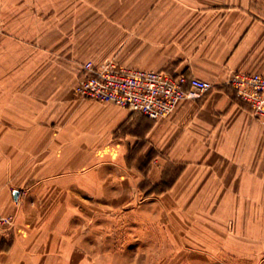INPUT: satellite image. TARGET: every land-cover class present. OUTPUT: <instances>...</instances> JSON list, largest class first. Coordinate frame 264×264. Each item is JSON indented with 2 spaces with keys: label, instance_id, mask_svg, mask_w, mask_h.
<instances>
[{
  "label": "crops",
  "instance_id": "obj_1",
  "mask_svg": "<svg viewBox=\"0 0 264 264\" xmlns=\"http://www.w3.org/2000/svg\"><path fill=\"white\" fill-rule=\"evenodd\" d=\"M109 58L213 86L157 119L75 93ZM233 70L264 73V0H0V264H264Z\"/></svg>",
  "mask_w": 264,
  "mask_h": 264
},
{
  "label": "built area",
  "instance_id": "obj_2",
  "mask_svg": "<svg viewBox=\"0 0 264 264\" xmlns=\"http://www.w3.org/2000/svg\"><path fill=\"white\" fill-rule=\"evenodd\" d=\"M225 82L264 124V73L233 70ZM212 86L209 80L182 72L132 67L109 58L100 64L82 62L74 91L82 98L116 103L157 119L168 115L181 99L197 97ZM11 221V215L0 216V225Z\"/></svg>",
  "mask_w": 264,
  "mask_h": 264
},
{
  "label": "water",
  "instance_id": "obj_3",
  "mask_svg": "<svg viewBox=\"0 0 264 264\" xmlns=\"http://www.w3.org/2000/svg\"><path fill=\"white\" fill-rule=\"evenodd\" d=\"M13 194H14V197H16L17 194H18V191L17 190H14Z\"/></svg>",
  "mask_w": 264,
  "mask_h": 264
},
{
  "label": "rangeland",
  "instance_id": "obj_4",
  "mask_svg": "<svg viewBox=\"0 0 264 264\" xmlns=\"http://www.w3.org/2000/svg\"><path fill=\"white\" fill-rule=\"evenodd\" d=\"M166 255H167V257L170 255V250H167V254Z\"/></svg>",
  "mask_w": 264,
  "mask_h": 264
}]
</instances>
